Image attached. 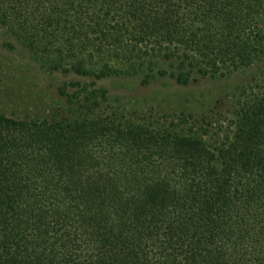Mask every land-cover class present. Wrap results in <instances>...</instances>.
Listing matches in <instances>:
<instances>
[{"label":"trees","instance_id":"1","mask_svg":"<svg viewBox=\"0 0 264 264\" xmlns=\"http://www.w3.org/2000/svg\"><path fill=\"white\" fill-rule=\"evenodd\" d=\"M0 22L48 71L94 80L264 61V0H0ZM58 93L73 117L0 114V264H264V84L215 122Z\"/></svg>","mask_w":264,"mask_h":264},{"label":"rangeland","instance_id":"2","mask_svg":"<svg viewBox=\"0 0 264 264\" xmlns=\"http://www.w3.org/2000/svg\"><path fill=\"white\" fill-rule=\"evenodd\" d=\"M71 81L86 82L106 91L107 108L125 113L172 119H222L245 86L264 84V61L223 76L195 75L186 85L165 76L141 85L137 76L102 80L51 72L0 22V114L27 119L73 117L58 88Z\"/></svg>","mask_w":264,"mask_h":264}]
</instances>
